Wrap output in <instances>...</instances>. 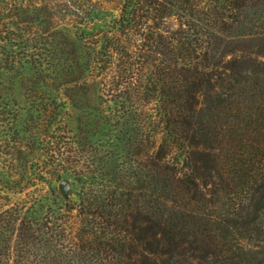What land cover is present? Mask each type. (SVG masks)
Instances as JSON below:
<instances>
[{
  "label": "trees",
  "instance_id": "obj_1",
  "mask_svg": "<svg viewBox=\"0 0 264 264\" xmlns=\"http://www.w3.org/2000/svg\"><path fill=\"white\" fill-rule=\"evenodd\" d=\"M109 3L105 29L75 0H0L16 188L58 179L65 149L97 166L66 229L40 195L1 206L0 264H264V0Z\"/></svg>",
  "mask_w": 264,
  "mask_h": 264
},
{
  "label": "rangeland",
  "instance_id": "obj_2",
  "mask_svg": "<svg viewBox=\"0 0 264 264\" xmlns=\"http://www.w3.org/2000/svg\"><path fill=\"white\" fill-rule=\"evenodd\" d=\"M74 1V0H73ZM78 4V8L80 9V6H84L87 11L86 13H94L98 11L99 13L95 14L97 23L100 27H104L106 29L107 24H103L104 19H108L109 16H116L117 15V4L116 3H109L108 6L101 5V2L104 0H95L93 3L91 2L90 5L87 3L86 0H75ZM61 2V0H55V3ZM93 4V5H92ZM102 7L112 9L113 11L109 13H105L102 10ZM100 13H104L103 16ZM69 14H75V10L71 9ZM111 25H108L107 31L109 33H112L113 31L110 29ZM97 33V31H96ZM98 34V33H97ZM101 40L100 35H98L95 41ZM106 91V90H105ZM56 96L55 94L52 95ZM21 97V96H20ZM21 103H23L21 101ZM20 103V104H21ZM8 104L7 106H9ZM11 109H8L6 107L0 106V151L2 152L3 158L0 156V183L1 181H5L6 184L11 188L10 191L6 192V195H0V208L3 205L6 204H14L15 206L19 203V198H26L27 196H32V194L40 195V204H43L45 206H51L52 209L58 210L59 214L61 215L60 220L63 222L61 224V228L65 229L67 228V218H66V211L69 210L68 208L76 206L78 202H80L82 198V188L83 184L80 181L81 176L78 173L79 170L83 167H90V169H97L95 161L89 162V164L83 162L76 163V159L74 158H68V153L66 152L61 156V160H63V164L60 165L59 168H61V174L58 177V179H54L51 183H46L42 179L37 178L34 182H29L28 187L25 186V189L22 191H18L16 188L17 184V172L19 171L17 168V163L12 162L16 156V152L20 147L17 145L19 143L17 134H20L21 136H26L27 133H22V130L24 128V125L16 122L13 123L10 116H7L6 113L9 112L10 115H12ZM64 120V119H63ZM76 122L73 121V118H66L65 121L60 123L58 125V130H55V133L59 135L58 138L61 139L65 143H69V138L76 139L77 137V130H76ZM8 146V147H6ZM7 153V156L6 154ZM197 156H201L203 152V145L199 144L196 148ZM60 157V156H59ZM3 160V163L1 165V161ZM60 160V161H61ZM64 160H67V162H64ZM58 169V168H57ZM61 180H66L69 182L70 187L69 190L65 193H61L58 184ZM201 180V179H200ZM203 181V180H202ZM206 181V180H205ZM12 182V183H11ZM207 183V181L205 182ZM23 184H26V181L23 182ZM207 187L209 188L210 185L208 184ZM28 198V197H27ZM74 215V214H73ZM73 218V217H71ZM264 223H262L263 225ZM67 231H69V236L71 239H76V232H77V224L73 219H70V224L68 226ZM264 232V231H263ZM73 262V260H72Z\"/></svg>",
  "mask_w": 264,
  "mask_h": 264
},
{
  "label": "water",
  "instance_id": "obj_3",
  "mask_svg": "<svg viewBox=\"0 0 264 264\" xmlns=\"http://www.w3.org/2000/svg\"><path fill=\"white\" fill-rule=\"evenodd\" d=\"M70 184L66 180H61L58 184L60 192L63 194L69 190Z\"/></svg>",
  "mask_w": 264,
  "mask_h": 264
}]
</instances>
